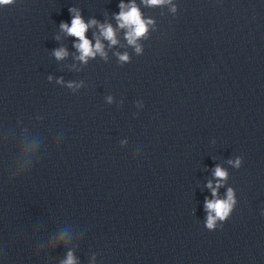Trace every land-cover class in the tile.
<instances>
[{"label":"water","instance_id":"95a60500","mask_svg":"<svg viewBox=\"0 0 264 264\" xmlns=\"http://www.w3.org/2000/svg\"><path fill=\"white\" fill-rule=\"evenodd\" d=\"M121 4L147 26L134 45ZM76 13L104 55L79 59L60 26ZM229 189L231 211L209 229L206 202ZM69 253L75 264H264V0L0 5V264Z\"/></svg>","mask_w":264,"mask_h":264},{"label":"clouds","instance_id":"9594fccd","mask_svg":"<svg viewBox=\"0 0 264 264\" xmlns=\"http://www.w3.org/2000/svg\"><path fill=\"white\" fill-rule=\"evenodd\" d=\"M12 0H0V5H7L11 3ZM147 3L150 5H159L164 3V0H147ZM121 11L119 15L116 17L119 21V26L121 28H128L127 32V40L129 44H136L138 38L142 37L146 31L147 26L145 21L141 18V13L139 9L133 4L131 5L127 11H124V5L121 4ZM70 12H74V9H69ZM91 24H95L96 21L93 20L90 22ZM148 23H151L149 21ZM61 28L65 30L69 35L74 36L79 39L80 43L75 45L79 52V59L82 61H86L88 57L95 56L97 52L101 55H104L103 45L99 40L96 41L95 46L91 44L89 39L86 38L85 33L89 27V24H86L81 18L79 13H76L71 21V26L66 23H61ZM101 34L105 39L110 41L112 44L116 43L115 33L111 25L101 26ZM137 52L140 51L139 47H137ZM54 55L59 59L63 58L67 55L64 49L56 50ZM120 59L122 61H126L128 59L127 55L121 56ZM240 161H236V165L239 166ZM214 175L218 178H225L226 172L221 169L219 166L216 167ZM208 187L211 188V183H209ZM219 187V185H218ZM216 195L215 189H213V196ZM233 203L232 191L229 189L227 200H219L215 199L212 201L206 202V208L209 210V215L207 218V227L209 229L214 228L217 218L220 220H224L229 212L231 211V205ZM214 214V215H213ZM64 264H75L72 254H68V258L64 261Z\"/></svg>","mask_w":264,"mask_h":264}]
</instances>
